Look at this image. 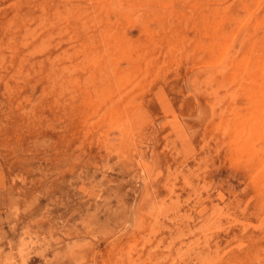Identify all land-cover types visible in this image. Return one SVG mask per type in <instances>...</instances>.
Wrapping results in <instances>:
<instances>
[{"label":"rangeland","instance_id":"1","mask_svg":"<svg viewBox=\"0 0 264 264\" xmlns=\"http://www.w3.org/2000/svg\"><path fill=\"white\" fill-rule=\"evenodd\" d=\"M263 107L264 0H0V264H264Z\"/></svg>","mask_w":264,"mask_h":264},{"label":"bare ground","instance_id":"2","mask_svg":"<svg viewBox=\"0 0 264 264\" xmlns=\"http://www.w3.org/2000/svg\"><path fill=\"white\" fill-rule=\"evenodd\" d=\"M248 13H250V12H248ZM252 15H253V14H252ZM236 34H237V33H236ZM231 35H232V34H231ZM234 36H235V35H234ZM233 39H234V38H233ZM229 45H230V44H229ZM229 47H230V46H229ZM225 53H226V52H225ZM222 57H223V56H222ZM232 58H233V57H232ZM220 61H221V60H220ZM208 65H209V64H208ZM193 68H194V67H193ZM191 70H192V69H191ZM187 75H188V74H187ZM195 75H196V74H195ZM197 76H198V75H197ZM198 77H199V76H198ZM199 81H200V80H199ZM199 81H198V82H199ZM193 87H194V86H193ZM199 87H200V86H199ZM159 88H161V87L159 86ZM194 88H195V87H194ZM198 89H199V88H198ZM161 90H162V89H161ZM157 91H158V90H157ZM159 91H160V90H159ZM162 91H163V90H162ZM162 91H160V93H162ZM164 91H165V90H164ZM154 93H155V92H153V95H154ZM156 93H157V92H156ZM191 94H192V93H191ZM155 95H156V94H155ZM158 95H159V94H158ZM160 95H161V94H160ZM160 95H159V98H160ZM185 95H186V94H185ZM167 96H168V95H167ZM188 96H189V95H188ZM195 96H196V95H195ZM155 97H158V96H155ZM162 97H163V95H162ZM159 98H158V99H159ZM158 101H159V100H158ZM167 101H170V100H169V99L167 100V98H166V102H167ZM162 102H163V101L161 100V103H162ZM186 102H187V101H186ZM197 103H198V102H197ZM159 104H160V103H159ZM162 104H163V106L165 105L164 103H162ZM168 104H169V103H168ZM170 104H172V102H170ZM172 105H173V104H172ZM195 105H196V104H195ZM161 106H162V105H161ZM165 106L167 107V105H165ZM165 106H164V107H165ZM164 107H163V108H164ZM170 107H171V106H170ZM160 108H161V110L163 109L162 107H160ZM263 108H264V107H263ZM166 109H167V108H166ZM168 109H169V108H168ZM168 109H167V110H168ZM167 110L165 111V108L163 109L164 112H166L167 114H169L170 112L168 113V111H169L170 109H169L168 111H167ZM173 111H174V110H173V108H172V112H171V113H173ZM171 113H170V114H171ZM174 113H175V112H174ZM163 114H165V113H163ZM197 114H198V113H197ZM171 115H172V114H171ZM174 115H175V114H174ZM152 117H153V116H152ZM181 117H182V116H181ZM183 117H186V116H183ZM153 118H154V117H153ZM187 118H188V117H187ZM193 118H194V116H193ZM160 119H162V118H160ZM168 119H169V118H168ZM163 120H164V118H163ZM163 120H162V121H163ZM177 120H178V119H177ZM175 121H176V120H175ZM175 121H173V122H175ZM178 121H179V120H178ZM171 122H172V120H171ZM179 122H180V121H179ZM177 123H178V122H177ZM177 123H176V124H177ZM181 124H182V123H181ZM158 125H159V124H158ZM169 126H170V125H169ZM177 126H178V124H177ZM161 127H162V126H161ZM179 127H180V126H179ZM162 129H163V128H162ZM169 129H170V128H169ZM184 129H185V128H184ZM184 129H183V130H184ZM185 131H186V130H185ZM100 132H101V131H100ZM117 133H118V132H117ZM117 133H116V134H117ZM185 133H186V132H185ZM185 133H184V134H185ZM184 134H183V135H184ZM187 134H188V133H186L185 135H187ZM161 135H162V134H161ZM183 135H182V136H183ZM108 136H110V135H108ZM180 137H181V136H180ZM183 138H184V137H183ZM184 139H186V136H185ZM188 139H189V138L187 137V140H188ZM115 141H116V140H115ZM189 141H190V140H189ZM176 142H178V141H176ZM190 142H191V141H190ZM190 142H186V143H190ZM191 144H192V143H191ZM191 144H190V145H191ZM188 145H189V144H188ZM188 145H187V146H188ZM193 145H194V144H193ZM193 145H192V147H193ZM135 146H136V145H135ZM166 146H167V145H166ZM120 147H122V145H121ZM167 147H168V146H167ZM170 147H171V146H170ZM168 148H169V147H168ZM172 148H173V147H172ZM190 148H191V147H190ZM190 148H189V149H190ZM195 148H196V147H195ZM107 149H108V148H107ZM176 149H177V148H176ZM192 149H193V148H192ZM192 149H191V150H192ZM173 150H174V149H173ZM178 151H179V150H178ZM190 152H196V151H195V149H194L193 151H190ZM123 154H124V153H123ZM193 154H194V153H193ZM181 155H183V154H181ZM191 155H192V154H191ZM140 158H141V157H140ZM187 158H188V157H187ZM137 160H138V159H137ZM179 160H180V159H179ZM182 160H183V159H182ZM191 160H192V159H191ZM142 163H143V159H142ZM148 164H149V163H148ZM181 164H182V163H181ZM151 166H152V165H151ZM139 167H140V166H139ZM189 167H190V165H189ZM144 168H145V167H144ZM145 169H146V168H145ZM170 169H171V168H170ZM196 169H197V168H196ZM142 170H143V169H142ZM223 171H224V170H223ZM215 174H216V172H215ZM144 176H145V175H144ZM139 177H140V176H139ZM171 177H172V176H171ZM141 178H142V177H141ZM144 178H145V177H144ZM215 179H216V177H215ZM240 180H242V179H240ZM146 181H147V180H146ZM177 181H178V179H177ZM233 181H234V180H233ZM144 182H145V181H144ZM242 182H243V180H242ZM141 185H142V184H141ZM175 186H176V184H175ZM190 186H191V185H190ZM220 191H222V190H220ZM182 192H183V191H182ZM214 194H215V193H214ZM135 198H137V197H135ZM215 199H216V198H215ZM249 199H250V198H249ZM217 201H218V200H217ZM211 202H212V201H211ZM218 202H219V201H218ZM247 202H249V201H247ZM185 204H187V203H185ZM246 204H247V203H246ZM134 205H135V204H134ZM220 205H221V204H220ZM226 205H227V204H226ZM246 206H248V205H246ZM133 207H134V206H133ZM211 207H214V206L212 205V206H210V208H211ZM224 207H225V206H224ZM244 208H245V207H244ZM132 209H133V208H132ZM200 209H201V208H200ZM215 209H216V208H215ZM215 209H214V210H215ZM245 210H246V208H245ZM245 210H244V211H245ZM208 211H209V210H208ZM132 212H133V210H132ZM154 212H155V211H153V213H154ZM170 212H171V211H170ZM153 213H152V214H153ZM244 213H245V212H244ZM205 215H206V214H205ZM209 215H210V214H209ZM148 216H149V215H148ZM131 217H132V216H131ZM133 217H134V216H133ZM141 220H142V219H141ZM168 221H169V220H168ZM196 222H197V221H196ZM196 222H195V223H196ZM171 223H172V222H171ZM198 223H199V222H198ZM142 225H143V224H142ZM168 225H169V224H168ZM127 226H128V224H127ZM129 226H130V225H129ZM144 226H145V225H144ZM168 228H170V227L168 226ZM137 229H138V228H137ZM139 230H140V229H139ZM168 231H169V230H168ZM123 232H124V230H123ZM100 234H101V233H100ZM141 234H142V233H141ZM163 235H164V234H163ZM96 237H97V236H96ZM250 237H251V236H250ZM248 238H249V237H248ZM253 238H254V237H253ZM260 238H261V237H260ZM97 239H98V238H97ZM244 239H245V237H244ZM251 239H252V238H251ZM94 240H95V239H94ZM164 241H165V240H164ZM82 246H83V245H82ZM78 247H79V246H78ZM161 247H162V246H161ZM249 248H250V247H249ZM249 248H248V249H249ZM259 248H260V247H259ZM261 248H262V247H261ZM79 249H80V248H79ZM155 249H156V248H155ZM155 249H154V250H155ZM157 249H158V248H157ZM257 249H258V248H257ZM254 250H255V249H254ZM258 250H259V249H258ZM248 251H251V250H248ZM74 253H75V252H74ZM255 254H256V252H255ZM82 256H83V255H82ZM256 256H257V255H256ZM171 257H172V256H171ZM241 257H242V256H241ZM257 258H258V257H257ZM254 259H255V258H254ZM235 260H236V259H235ZM230 261H232V260H230ZM242 261H243V260H242ZM255 261H256V259H255ZM257 261H258V260H257ZM238 262H239V261H238ZM243 262H244V261H243ZM243 262H242V264H243ZM78 263H79V262H78ZM82 263H83V262H82ZM230 263H232V262H230ZM234 263H235V262H234ZM249 263H250V262H249ZM251 263H252V262H251ZM258 263H259V262H258ZM239 264H241V259H240V263H239ZM245 264H247V263H245Z\"/></svg>","mask_w":264,"mask_h":264}]
</instances>
